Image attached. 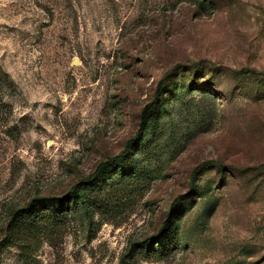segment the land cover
Returning <instances> with one entry per match:
<instances>
[{
  "label": "rangeland",
  "instance_id": "obj_1",
  "mask_svg": "<svg viewBox=\"0 0 264 264\" xmlns=\"http://www.w3.org/2000/svg\"><path fill=\"white\" fill-rule=\"evenodd\" d=\"M0 71V264H120L174 202L138 264H264V0H0ZM158 91L103 208L5 247L10 212L122 154Z\"/></svg>",
  "mask_w": 264,
  "mask_h": 264
},
{
  "label": "trees",
  "instance_id": "obj_2",
  "mask_svg": "<svg viewBox=\"0 0 264 264\" xmlns=\"http://www.w3.org/2000/svg\"><path fill=\"white\" fill-rule=\"evenodd\" d=\"M0 88H12V82L7 74L0 71ZM161 88V87H160ZM160 91L154 101L144 107L140 116L139 129L125 146L122 154L99 164L93 174L83 183H79L66 195L61 197H37L24 207L12 210L8 216L5 228V247H16L23 251L25 258L40 244L52 247L58 236L73 222H77L79 214L87 216L103 208L105 200L102 197L100 181L105 174L119 167V164L129 160L134 148L141 140L142 132L147 122L154 116L160 101ZM210 163L197 166L191 181ZM108 201V200H107ZM181 202H174L166 220L154 234L138 246H132L121 257L120 264H138L141 259L155 256L158 247H164L165 239L171 236L174 227V216Z\"/></svg>",
  "mask_w": 264,
  "mask_h": 264
}]
</instances>
